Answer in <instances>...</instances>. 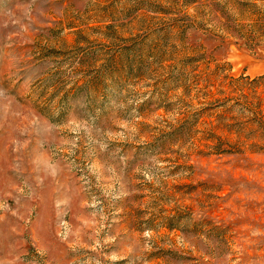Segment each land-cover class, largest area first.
<instances>
[{"label": "rangeland", "instance_id": "obj_1", "mask_svg": "<svg viewBox=\"0 0 264 264\" xmlns=\"http://www.w3.org/2000/svg\"><path fill=\"white\" fill-rule=\"evenodd\" d=\"M0 264H264V0H0Z\"/></svg>", "mask_w": 264, "mask_h": 264}]
</instances>
